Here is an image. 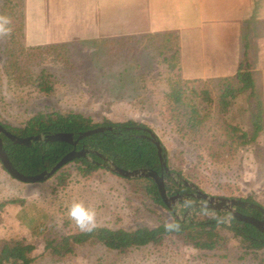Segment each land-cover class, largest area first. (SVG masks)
Wrapping results in <instances>:
<instances>
[{
	"label": "rangeland",
	"instance_id": "1",
	"mask_svg": "<svg viewBox=\"0 0 264 264\" xmlns=\"http://www.w3.org/2000/svg\"><path fill=\"white\" fill-rule=\"evenodd\" d=\"M5 1L0 0V17L9 19L11 2ZM18 10L15 8L14 13ZM8 34L0 33L1 121L20 125L39 110L70 109L95 121L106 117L143 122L165 147L169 168L179 171L183 180L213 196H250L264 209V130L254 143L244 146L237 145L225 133L227 124L251 131L252 114L247 100L238 96L226 114L219 115L217 80L186 84L184 105L166 99L169 82L179 72L177 68L169 70L171 52L157 48L156 40L160 38L70 42L30 50L18 35L15 42H10ZM16 39L28 50L22 53L16 50L12 60L10 49L17 48ZM124 67H130V72L122 82H117V73ZM41 69L50 75L49 93L39 91L33 84ZM190 87L206 90L211 101L203 94L194 96ZM117 95L131 97L123 100ZM185 105H193L199 114L200 120L194 127L188 126L182 113ZM64 169L69 178L65 186H59L53 177L42 182H20L0 164V201L19 198L42 210L54 234L81 230L68 215L76 201L95 209L96 226L132 229L172 220L169 211L153 202L133 179L114 175L104 168L82 177L74 163ZM183 207L181 201L176 202L177 214ZM19 209L18 204L5 207L0 234L10 231L32 243L31 264H264V248L246 250L226 231L222 232L227 235L226 242L213 250L195 249L169 235L161 244L125 252L85 244L58 260L43 250L40 236H31L16 219Z\"/></svg>",
	"mask_w": 264,
	"mask_h": 264
},
{
	"label": "trees",
	"instance_id": "2",
	"mask_svg": "<svg viewBox=\"0 0 264 264\" xmlns=\"http://www.w3.org/2000/svg\"><path fill=\"white\" fill-rule=\"evenodd\" d=\"M10 3L9 22L11 32L8 34L10 42H15V38L23 37V0L14 2L6 0ZM19 8L18 13H14V9ZM12 9V10H11ZM5 17V16H4ZM8 18V17H7ZM152 38H160L157 48L171 52L168 59L169 70L179 67L177 65L178 43L173 33H161L150 36ZM17 40V39H16ZM46 46L30 47V50H38L48 48ZM28 50L21 41L17 40V48H11L10 54L12 60L15 59V51ZM172 61V62H171ZM12 65V64H11ZM145 65H147L145 63ZM147 67V66H146ZM130 72V67H124L117 73L116 81L122 82L125 75ZM136 76V74H132ZM218 81V101L217 112L224 116L231 106L232 102L238 97L243 96L248 105L251 107L252 122L251 131H247L237 124H227L225 128L226 135L237 145H250L255 142L258 134L264 130L263 124V106L261 93L257 89L252 73L246 62L245 57L241 59V63L237 71L230 77H223ZM192 82H201L200 80H184L177 75L176 78L170 80L169 90L165 97L169 101L176 104H185L184 97L186 92L185 85ZM34 86L42 92L49 93L52 90L50 75L41 69L33 79ZM190 93L194 96L203 94L207 101H211L209 93L206 90H197L190 87ZM119 99L126 100L131 96L117 95ZM183 104V105H184ZM183 115L186 117L188 126L194 125L200 120L199 114L193 105L184 106ZM2 126L9 132L20 136H30L35 134L44 135L52 132H70L73 137L83 131L105 126L103 131L94 132L86 135L78 140L74 146L65 141H32L30 145H21L13 143L4 134H1L2 147L11 162V164L21 173L32 175L49 170L64 154L71 149L87 148L92 152L88 154L89 159L85 157L74 158L70 163L76 164L77 172L82 177H88L99 168H105L100 163L103 162L99 155L108 158L116 166L133 170L139 168H147L161 173L162 169L157 156V147L152 140L151 128L143 122L134 120H111L103 118L95 121L91 116L85 115L74 110H39L30 114L20 125L3 122ZM157 140L158 137H156ZM160 142V140H159ZM163 158L172 175L163 172L165 188L168 194L183 192L189 190L184 185L181 173L169 168L168 153L160 142ZM60 167L52 176L59 186H65L69 178V173ZM112 174H118L110 171ZM121 177V176H120ZM133 179L138 185L142 186L144 192L151 200L166 210L168 208L162 201L155 182L149 177L125 178ZM249 202L259 204L252 197H238ZM184 207L181 209L179 217L172 216L170 222L162 221L155 226H138L132 229L123 227L111 228L108 226H95L91 231L78 230L65 234H54L51 232V224L47 221V215L33 205H28L23 199L12 198L0 201V226L2 223V213L5 207L11 204H18L20 209L16 212V219L27 228L31 236H40L43 242V250L54 259H63L64 257L74 253L77 246L91 244L101 245L108 250H116L125 252L132 248H138L145 245L161 244L166 236L174 235L183 242L190 244L198 250H213L226 242L227 235L235 239L239 245L249 251H257L264 248V234L257 230L253 225L238 220L231 216L227 211L210 209L203 206H190L181 201ZM260 205V204H259ZM190 209L189 212H186ZM236 209L244 214L253 215L261 218L259 210L254 208ZM33 211V213H32ZM175 223L177 228H166V224ZM34 245L27 242L23 236H18L12 232L0 234V264H31L34 257L31 256Z\"/></svg>",
	"mask_w": 264,
	"mask_h": 264
},
{
	"label": "crops",
	"instance_id": "3",
	"mask_svg": "<svg viewBox=\"0 0 264 264\" xmlns=\"http://www.w3.org/2000/svg\"><path fill=\"white\" fill-rule=\"evenodd\" d=\"M22 11L28 47L173 33L184 80L230 77L245 57L264 124V0H23Z\"/></svg>",
	"mask_w": 264,
	"mask_h": 264
},
{
	"label": "water",
	"instance_id": "4",
	"mask_svg": "<svg viewBox=\"0 0 264 264\" xmlns=\"http://www.w3.org/2000/svg\"><path fill=\"white\" fill-rule=\"evenodd\" d=\"M104 129H106L105 126H98L96 128L89 129L79 133L76 138H74L73 134L70 132H52V133H46L44 135L35 134V135L20 137L7 131L0 123V164L2 168L12 178L20 182L35 183V182L45 181L48 178L52 177L60 167L67 164L74 158L85 157L89 159L88 154L91 153L92 151L87 148H81L78 150L73 148L70 151H68L66 154H64L49 170H42L39 173L27 175L19 172L9 161L2 147L1 134H4L13 143H17L21 145H30L32 141L44 140V141H65L75 146L78 140L81 139L82 137L92 134L94 132L103 131ZM150 133L152 136V140L157 147V156L159 158L160 166L162 169L161 173H157L155 170L147 169V168H139L133 170L123 169L116 166L108 158L102 155H99L103 160V162L100 164L105 168H107L109 171H112L123 178H138V177L151 178L155 182L159 196L161 197L165 206L175 217H179V215L176 212L175 206H176V202L183 201V199L181 198V195L179 193H175V194L167 193L163 178V172H165L168 175H172V173L169 171L166 162L163 158L164 156L162 154L160 142L159 140L156 139L157 135L153 131H151ZM184 185L195 188L196 192L192 193L191 196H193L195 199L201 200L196 204H193L194 207L203 206L210 209L227 211L234 218L253 225L257 230H259L261 233L264 234V209L259 204L235 197L213 196L205 193L204 191L198 189L193 183L187 182L185 180H184ZM236 207L257 209L261 213V218H256L253 215L241 213L236 209ZM189 211L190 209H187L186 212Z\"/></svg>",
	"mask_w": 264,
	"mask_h": 264
},
{
	"label": "clouds",
	"instance_id": "5",
	"mask_svg": "<svg viewBox=\"0 0 264 264\" xmlns=\"http://www.w3.org/2000/svg\"><path fill=\"white\" fill-rule=\"evenodd\" d=\"M11 32L10 22L7 17H0V33L8 34ZM68 215L74 221L76 226L82 231H91L96 226L95 209L86 206L82 202H73L68 210ZM175 223L166 224V228H177Z\"/></svg>",
	"mask_w": 264,
	"mask_h": 264
},
{
	"label": "flooded vegetation",
	"instance_id": "6",
	"mask_svg": "<svg viewBox=\"0 0 264 264\" xmlns=\"http://www.w3.org/2000/svg\"><path fill=\"white\" fill-rule=\"evenodd\" d=\"M189 190L183 191V192H176L181 195V198L183 199V202H185L187 205L193 206V204H196L197 202L201 201L199 199H195L193 196H191L192 193H195V188L191 186H187Z\"/></svg>",
	"mask_w": 264,
	"mask_h": 264
}]
</instances>
